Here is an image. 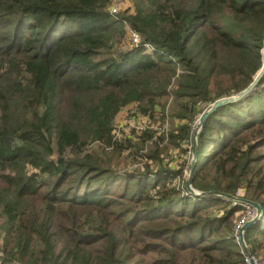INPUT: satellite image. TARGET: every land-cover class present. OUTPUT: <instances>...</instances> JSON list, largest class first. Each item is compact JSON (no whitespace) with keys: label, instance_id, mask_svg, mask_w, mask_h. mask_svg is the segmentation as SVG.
Segmentation results:
<instances>
[{"label":"trees","instance_id":"1","mask_svg":"<svg viewBox=\"0 0 264 264\" xmlns=\"http://www.w3.org/2000/svg\"><path fill=\"white\" fill-rule=\"evenodd\" d=\"M111 4L0 0L1 264H245V207L190 193L164 135L119 138L115 122L172 97L169 141L193 148L197 115L263 66L264 0H124L116 18ZM147 139L144 170L122 181L111 161ZM263 147L264 74L208 115L192 179L262 206L245 240L264 263Z\"/></svg>","mask_w":264,"mask_h":264},{"label":"rangeland","instance_id":"2","mask_svg":"<svg viewBox=\"0 0 264 264\" xmlns=\"http://www.w3.org/2000/svg\"><path fill=\"white\" fill-rule=\"evenodd\" d=\"M114 2L115 0H113L111 6L114 4ZM131 43H133L132 37H131ZM263 63H264V52H263ZM171 101H172V97H169V98L167 97L162 102V107H159L156 110V112L154 113V116H150V115L147 116V115H143L137 112L136 111L138 109L137 104H132L128 107H125L118 114L117 121L115 122V126H116L115 132H116L117 137L119 138L120 137L121 138L132 137L134 141H138L136 137L138 134L136 131L138 130L136 128L138 125H140L144 127V129L146 128L147 131H153L155 135L154 139L155 138L158 139L159 135H164L165 141L163 143L161 142L160 146L169 147L168 153L166 155L167 164L175 168L184 169L183 177H185L186 180H188L190 176V169L192 167V164L194 163V166H195V163L197 161L198 134L201 130V129L199 130L197 129V125L199 123V119L202 113L209 110L212 107V105L204 109L202 113H199L194 120L192 139L194 140L195 138L196 143L194 144L193 142V148H191L190 144H186L182 148V147H176L172 145L169 141L171 132L172 131L174 132L177 128V125L182 123L181 120L176 119L172 116ZM130 115H135L134 117H132V119L136 121V124H127L124 122L125 119ZM195 134H196V137H195ZM154 139L152 140L147 139L145 142H143L139 146V148H133L132 152H130L131 149L125 150L123 154H120V156L115 157V159L111 161L112 165L117 170L116 172L122 178V181L126 177H128V174H131L133 172H138L139 169H141L142 171L144 170V167H145L144 162L146 161V159L143 155L148 154L151 149H154L155 147ZM92 147L94 149H97L98 144H93ZM195 148H197L196 152L194 151ZM259 151L263 153L264 147L261 148ZM244 195H245V191L243 189H240L236 196L245 197ZM241 217H242V211H239L235 216V219H236L235 224L240 220ZM257 258L260 260H263V258L260 256H257ZM1 263L2 262L0 261V264Z\"/></svg>","mask_w":264,"mask_h":264},{"label":"water","instance_id":"3","mask_svg":"<svg viewBox=\"0 0 264 264\" xmlns=\"http://www.w3.org/2000/svg\"><path fill=\"white\" fill-rule=\"evenodd\" d=\"M263 52H264V48H263ZM264 74V63H263V66L262 68L259 70V72L257 73V75L255 76V79L254 81L247 87L245 88L244 90H242L239 94L237 95H232V96H228V97H223L221 99H218L216 100L213 104H212V107L203 112L200 119H199V123L197 125V129H201L202 126H203V123L205 122L206 118L208 117V115L213 112L215 109H217L218 107L224 105V104H227V103H231V102H234V101H237L241 98H244L246 96H248L255 88V86L258 84L259 80L261 79V77L263 76ZM195 137H196V134H195ZM196 143V140L194 138V144ZM194 151L196 152L197 151V148L194 149ZM193 169H194V163L192 164V167H191V172H190V176L188 178V181H187V188H188V191L192 194H195L197 196H219V197H223V198H227V199H232V200H236V201H240L242 203H247V204H250L252 205L253 207L256 208V215L253 219H251L250 221H248L244 227H243V233H245L256 221H258L261 217H262V206L253 201V200H250L248 198H245V197H237L235 195H232V194H228V193H225V192H222V191H217V190H214V191H210V192H200V191H196L193 187H192V179H193ZM242 233V234H243ZM241 246L244 248V250L246 252H249L250 251L248 250V247H247V244L245 242V240H242L241 241Z\"/></svg>","mask_w":264,"mask_h":264},{"label":"built area","instance_id":"4","mask_svg":"<svg viewBox=\"0 0 264 264\" xmlns=\"http://www.w3.org/2000/svg\"><path fill=\"white\" fill-rule=\"evenodd\" d=\"M113 2V0H112ZM124 0H115L114 4L110 8V13L113 15V17L116 18V15L120 12L122 5H123ZM133 41L137 43L139 41V36L136 33H132ZM150 45H147L149 47ZM135 115H130L125 119V123L127 124H136V121L132 119ZM138 131L137 132H142L145 131L146 128L138 125L136 128ZM136 131V130H134ZM234 204L238 205L241 204L245 207V210L242 211V217L240 220L235 224V235H236V240L238 243L241 245V241L245 240V233H243V227L244 225L253 219L256 215V208L253 207L250 204L247 203H242L240 201L234 200ZM243 233V234H242ZM246 242V240H245ZM242 247V246H241ZM243 248V247H242ZM245 264H264L262 260L258 259L256 255L252 254L251 252H246L245 251Z\"/></svg>","mask_w":264,"mask_h":264}]
</instances>
